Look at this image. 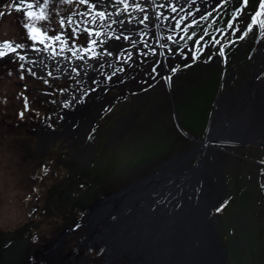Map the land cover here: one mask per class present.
<instances>
[{
    "label": "rangeland",
    "instance_id": "rangeland-1",
    "mask_svg": "<svg viewBox=\"0 0 264 264\" xmlns=\"http://www.w3.org/2000/svg\"><path fill=\"white\" fill-rule=\"evenodd\" d=\"M20 3L21 0H0V51L7 53L0 57V135L14 120L15 129L19 128L17 140H25L32 158L26 162L18 160L13 167L9 165V156L0 152V264H35L33 252L41 250L51 236L71 228L87 205L112 188L124 186L131 178L159 166L171 154L190 149L196 142L186 135L199 138L206 127L205 122L194 125V120L191 126L177 127L178 141L177 135L172 138L166 133L168 128L162 126L154 110L156 104L154 109L143 112L150 115L147 125L131 132L124 125L111 126L112 120L105 124L106 118L100 120L99 112L97 117L93 111L69 114L70 107L65 111L68 102L64 96L56 97L47 88L52 80L53 88L58 90L56 82L69 78L70 72L60 74L55 69L59 67L58 61H68L72 52L68 48L61 51L59 41H46L54 44L55 54L51 49L43 50V44L31 40L24 24L34 23L48 35L68 34L73 27H85L80 16L87 5L79 0H24L25 4H33L36 13L43 8L46 17L29 20L26 8L17 12L13 7ZM258 3L259 0H248L241 15L232 21L243 0H220L211 17L193 26L197 33L193 39L207 31L205 42L213 58L218 56V46L210 47L211 37L221 41L219 46L230 58L243 53L245 59L249 58L257 31L241 40L236 29L248 23ZM69 17L73 23L61 27L60 20L67 21ZM229 21L234 25L231 29L227 27ZM85 36L81 34L74 46L69 36L70 46L77 53ZM5 42L22 47L9 52ZM182 42L193 45L186 36ZM33 44L41 51H36ZM20 56L25 58L20 60ZM37 100L40 105L51 104L49 110L40 109ZM206 101H194L193 119L203 116ZM21 109L23 116L13 115ZM3 141L1 146L5 147ZM251 149L250 156L234 152L221 159L226 165L229 189V202L221 213L228 264H264V150L246 148L243 153Z\"/></svg>",
    "mask_w": 264,
    "mask_h": 264
},
{
    "label": "flooded vegetation",
    "instance_id": "flooded-vegetation-1",
    "mask_svg": "<svg viewBox=\"0 0 264 264\" xmlns=\"http://www.w3.org/2000/svg\"><path fill=\"white\" fill-rule=\"evenodd\" d=\"M91 2L96 3L97 8L93 10L87 6L85 12L82 11L80 22L91 20V16L84 15L85 13L92 12L94 14V11L106 10V14H109L111 19L106 22H98L96 25L89 23V25L103 33H108L110 30L109 25H111V30L118 34L122 29L119 24H111V20L117 18V11H122L123 7L111 8L105 3V0H91ZM172 2L177 6L176 13H171L168 7L147 8L150 17L155 11L164 13L169 19H160L158 29L154 24L148 22V34L144 36L143 41L140 40L138 33L141 29H144V25L135 24L134 22L129 24L126 21L125 27L135 29V32H125L126 35L138 41L135 50L127 41L110 40L106 42V46L114 52L120 45H123L121 50L125 51V57L120 59L107 57L105 62V58L101 56L99 62H97L95 59H90L89 54L82 51L83 47L87 45L84 43L85 40H81L78 55L71 56L68 61H58L57 65L59 67L55 69L56 73L60 74H65L66 71L70 72L69 78L56 82L58 90L53 88L55 83L51 80L50 88L48 87L47 90L56 93V97L64 96L65 102H68L70 107L69 114L74 111L85 113L93 111L95 117H97L99 112L98 117L100 120L106 118L105 124L109 125L112 120L111 126L124 125L128 128V132L133 131L134 128H142L147 125L150 115H144L143 112L154 109L152 106L156 104L154 110L157 111L159 118L162 120V126L168 128L166 133L170 137L174 138L177 135L179 141L180 136L176 132L177 127L182 129L184 125L191 126L193 120L194 125L197 126L205 122L204 133L199 138L187 134V137L196 142L193 147L183 152L177 151L171 154L159 166L131 178L124 186L112 188L110 193L102 194V196L87 205L82 217L77 219L71 228L51 236L41 250L33 252L32 257L35 264H145V258L129 248L120 252L117 249L115 254H112L114 252L112 244L108 245L107 240L103 241L101 237L106 222L102 219L105 216L102 217L100 213H106L107 205L112 207L107 211L113 212L116 211V205H135L128 209L127 224L121 221L117 224V230L126 227L130 232V237L133 234H141L144 232L148 221V216L144 214L147 203L145 200L132 198L133 191H136L135 188L140 187L141 181L146 179L158 180L162 175L191 169L193 164L198 161L203 163L202 172L206 180V198L199 201V207L196 209L204 222L205 243L209 251L206 264H228L226 249L222 242L224 225L221 213L229 202V189L226 180V165L221 163V159L234 152L238 155L250 156L253 150L251 149L247 154H244L243 151L246 148L264 150V146L259 144L203 146L200 140L203 139L208 130L219 99L249 80L251 76L250 55L252 53L246 59L244 53L232 58L229 54L220 56L218 51L220 46L217 45L218 56L216 58L208 59L209 55H213L212 50L208 51V48L202 50L199 59L193 60L190 55L187 58L182 57L180 49L185 52L195 51L196 49L189 42H182L180 36H184L185 33L181 29L172 30L176 21L171 17L176 16L179 18L191 11L193 15L189 16L187 21L181 25V28H183L185 25L190 24L193 18L197 22L200 21V14L206 15L220 0H195L194 4L192 0H172ZM155 3L167 4L168 0H155ZM142 6L146 7L144 4ZM181 8H183V11L180 10ZM196 9L200 11L197 12ZM128 16H131L134 21L141 14L129 8L128 12L120 15L119 18L125 19ZM152 19H155V17H152ZM261 19H264V17ZM243 31L244 28L242 27L241 31L238 32V36L242 35ZM254 31H257L258 36L254 38L255 43H257L260 29L256 27ZM168 35H172L176 43L167 40ZM96 39L98 41L105 40V36L102 35ZM144 42L157 50L155 56L151 54L144 56L142 54L148 51V49L143 48ZM163 43H167L175 52L169 53L167 49L161 48L160 44ZM214 45V43H210V47H214ZM101 47L103 46L96 47L98 53L101 51ZM160 52H164V55H160ZM127 53H132V59L125 62ZM79 55H83L84 59L80 60ZM185 64H187L186 67ZM153 67L157 69L156 72L152 71ZM172 67H177L178 71L171 72ZM121 68L124 70L119 71ZM74 69L75 72H73ZM114 72L116 75L109 80L108 77L112 76ZM165 77H171V79H165ZM85 91L87 95H83ZM204 98L207 101L203 116L196 118L197 120L193 119L192 107L194 101H202ZM48 105L51 106V104ZM115 136L118 137V135ZM232 149L234 150L232 151ZM125 188L130 189L126 193V199L122 198L123 195L112 198ZM217 207L221 208L219 212L216 210ZM70 233H73L72 238H68L71 235ZM52 241H54L53 245L51 244ZM85 246L86 248H84Z\"/></svg>",
    "mask_w": 264,
    "mask_h": 264
},
{
    "label": "water",
    "instance_id": "water-1",
    "mask_svg": "<svg viewBox=\"0 0 264 264\" xmlns=\"http://www.w3.org/2000/svg\"><path fill=\"white\" fill-rule=\"evenodd\" d=\"M125 2L131 3V0ZM105 3L114 8V0H105ZM121 7L123 4L116 8ZM250 61L249 80L219 99L208 130L200 140L201 145L264 146V36L260 35V31ZM202 167L203 163L198 161L191 169L165 174L158 180L141 181L140 187L133 191L132 198L145 200L148 204L147 214L155 217L148 219L141 234L130 237L126 227L118 229L115 236L119 242L117 251L129 248L141 254L145 258V264H206L209 257L207 244L203 239L193 236V216L198 213L196 209L199 201L206 198V180ZM128 190L130 189H122L111 197L123 195L122 198L126 199ZM131 206L135 205H116V211L113 212L107 211L112 208L107 205L106 213H100L102 217L105 216L102 219L106 222L101 235L103 241L109 239V231H114L118 223L123 221L127 224V212ZM188 235L191 243H198L194 245L190 258L181 259L178 242L181 236Z\"/></svg>",
    "mask_w": 264,
    "mask_h": 264
},
{
    "label": "snow or ice",
    "instance_id": "snow-or-ice-1",
    "mask_svg": "<svg viewBox=\"0 0 264 264\" xmlns=\"http://www.w3.org/2000/svg\"><path fill=\"white\" fill-rule=\"evenodd\" d=\"M227 2V0H225ZM79 3L82 5H87L91 9L95 10L97 8V4L91 2V0H79ZM192 3H195V0H192ZM123 4V10L122 11H117V18L111 20V24H119L121 27V31L116 34L111 30V25H109V32L108 33H103L102 31H98L95 28L88 27L87 25L90 23L92 25L98 24V22H106L108 19H111V16L109 14H106L105 11H94V14L92 12L85 13L84 15L91 16L90 21H84L85 27L79 28V27H73L71 29V32L68 34L61 33L59 35L53 34V35H48L47 33L43 32L41 28L37 27L34 23H25L24 27L29 30V36L31 40L33 41H38L40 44L44 45L43 50H48L51 49L52 53L55 54V46L54 44H49L46 43V41H59L61 45V51H63L65 48H68L69 51L72 52L73 56H77L78 53L73 47L76 44V41L79 39V36L81 34H86L85 36V41L84 43L87 45L83 47L82 51L84 53L89 54L90 59H95L97 62H99L100 57L103 56L105 58L107 57H113L114 59H120L122 57H125V51L121 50L123 49V45H120L115 52L113 50H110L106 46V42L110 40H115V41H127L133 46V50H135V46L138 43L136 39L131 38L129 35H126L125 32H135V29H129L125 27L126 21L127 23H135L139 25H144V29H141L140 32L138 33L140 40H144V36L148 34L147 29H148V22H151L152 24L155 25V27L158 29L160 27V24L158 21L160 19L163 20H168L169 17L167 15H164L162 12H153L152 16L150 17L147 8H164L168 7L171 11V13H176L177 12V6L172 0H168L167 4H156L155 0H131V3L125 2V0H114L113 7L116 8L117 5ZM142 4L146 5V7L142 6ZM248 5V0H243V4L240 8L236 9V15L232 17V21H235L237 17L241 15L243 12V9ZM16 11L19 12L21 11L22 7L26 8L27 11L25 12V16L29 18V20H44L46 19L43 8H41V11L39 13H36L33 11V4L32 3H24V0H21L20 4L14 5ZM129 8L133 9L134 11H138L141 16L139 18H136L133 21V18L131 16L126 17L125 19H120V15H122L125 12H128ZM183 11V8L180 9ZM197 12H199V9H196ZM216 11L215 8L212 9V11H208L207 14H200V20H206L209 17L212 16L213 12ZM193 13L191 11L185 13L184 15L180 16L177 18L176 16H172L171 19L175 20L176 23L173 27V31L175 29H181L183 33H185V36L187 37L188 40L193 41V45L195 46V51L191 52H185L183 49H180V55L182 57L187 58L189 55L193 60L199 59L201 52L204 48H208L209 44L205 42V37H207L209 34L207 31H204L203 34H201L198 38L193 39L194 37L197 36L196 31L194 30L193 26L197 25V21L195 18L192 19L190 24L185 25L183 28H181V25L184 24L185 21H187L189 16H192ZM152 17H155V19H152ZM261 17H264V0H259L258 3V9L254 12V14L251 15L250 22L242 25L244 28L243 34L238 36V39H245L250 33L254 32V29L258 27L260 29V35L264 36V19H261ZM232 21H229L227 23L228 28H233L234 25ZM71 25L73 23L72 19L69 17L67 21L64 19L60 20V26L63 27L65 24ZM192 29L191 35H188L189 30ZM237 32L241 31V29L237 28ZM102 35L105 36V40H97L96 38L101 37ZM69 36L71 37V45L70 46V40ZM185 36H180V39L183 40L185 39ZM167 40L173 41L176 43L172 35H168L166 37ZM159 42V41H158ZM204 42V43H202ZM211 43H214L216 45H220L221 41L217 39L216 37H211L210 40ZM4 46L8 49L9 52H16L17 48L22 47V45L17 44L15 47L10 43V42H5ZM98 46H103L101 47V51L98 53L96 51V47ZM161 48L167 49L169 53H174L175 50L169 46L167 43L160 44ZM33 48L35 49V44H33ZM143 48L148 49V51L143 52L142 54L144 56H148L149 54L155 56L157 54V50L155 48H152L148 45L147 42L143 43ZM36 51H41V49H35ZM220 56H224V48L220 47L218 49ZM7 53L4 51H0V57L5 56ZM160 55H164V52H160ZM25 57L20 56L19 59L23 60ZM78 58L80 60L84 59L83 55H79ZM212 56L209 55L208 59H211ZM132 59V53H127L125 62L127 60ZM103 66V65H101ZM185 67L187 64L184 65ZM21 68L24 67L23 64L20 65ZM75 70V69H74ZM124 69L121 68L119 71H123ZM31 72V69L28 70ZM153 72H156L157 69L155 67L152 68ZM171 72L175 73L178 71L177 67H172L170 69ZM35 75V73H32ZM51 75V73H49ZM116 73H112V76H109L108 79L111 80L113 76H115ZM165 79H171V77H165ZM83 95H87V92L85 91ZM65 107H69V104H65ZM20 116H23V112L19 114ZM217 212L221 210L220 207H217ZM79 226V225H77Z\"/></svg>",
    "mask_w": 264,
    "mask_h": 264
},
{
    "label": "trees",
    "instance_id": "trees-1",
    "mask_svg": "<svg viewBox=\"0 0 264 264\" xmlns=\"http://www.w3.org/2000/svg\"><path fill=\"white\" fill-rule=\"evenodd\" d=\"M38 102V100H37ZM45 105V108H44ZM38 106L40 109L43 110H49V105L48 104H42L38 102ZM49 107V108H48ZM21 110H16L14 111L15 116H19V114L22 111ZM12 125H9L6 128H3L5 132L2 134L1 133V140L3 139V143L5 147L1 146V140H0V152H5L9 156V165L14 167V162H18L20 160L21 162H26L28 161L29 158H32V154L29 152L25 140L18 141V137H16L17 131L19 128L15 129L14 127V120L11 121Z\"/></svg>",
    "mask_w": 264,
    "mask_h": 264
},
{
    "label": "bare ground",
    "instance_id": "bare-ground-1",
    "mask_svg": "<svg viewBox=\"0 0 264 264\" xmlns=\"http://www.w3.org/2000/svg\"><path fill=\"white\" fill-rule=\"evenodd\" d=\"M147 207H148V205L145 207L146 212L144 214L146 216H148V219L150 220L151 217L154 218L155 216H152V215L147 214L148 213L147 212L148 211V208ZM198 216H199V214L196 215V213L193 216L194 217V227L193 228L195 230L193 232V236L196 239L197 238H199V239L206 238L204 236V222L202 221V218L199 219ZM158 217H160V216H158ZM116 228H117V225H116ZM116 228L114 230L115 232L113 230L110 231L111 236L106 241V243H108V245L112 244V246L114 248V252L112 254H115V251L117 250V247L116 246H119V242L116 240L117 237H115L117 235V233H118V231H117ZM190 243H191L190 242V235H188V236H181L180 237L179 242H178V245H179V252L181 254V259L182 258L189 257L193 253V251H194V245H196L198 242L197 243H191V244ZM207 252H209V251H207ZM189 264H193V263L191 262Z\"/></svg>",
    "mask_w": 264,
    "mask_h": 264
}]
</instances>
